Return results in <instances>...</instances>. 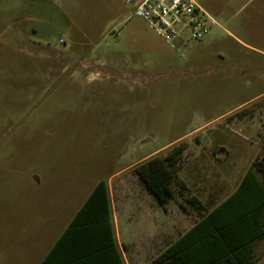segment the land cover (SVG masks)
<instances>
[{
  "label": "rangeland",
  "instance_id": "1",
  "mask_svg": "<svg viewBox=\"0 0 264 264\" xmlns=\"http://www.w3.org/2000/svg\"><path fill=\"white\" fill-rule=\"evenodd\" d=\"M196 2L216 23L172 49L124 0H0V264L38 263L100 179L126 264H144L173 201L138 163L179 143L176 167L208 174L222 146L234 172L262 159L264 0Z\"/></svg>",
  "mask_w": 264,
  "mask_h": 264
},
{
  "label": "trees",
  "instance_id": "2",
  "mask_svg": "<svg viewBox=\"0 0 264 264\" xmlns=\"http://www.w3.org/2000/svg\"><path fill=\"white\" fill-rule=\"evenodd\" d=\"M184 149L185 144L179 143L165 155H153L134 167L147 193L161 206L186 190L176 174ZM234 198L256 200L254 217H201L146 264H255L260 256L252 253V245L264 235V156L253 160L229 196ZM189 200L197 202L194 197ZM36 264H125L115 239L105 179L97 181Z\"/></svg>",
  "mask_w": 264,
  "mask_h": 264
},
{
  "label": "crops",
  "instance_id": "3",
  "mask_svg": "<svg viewBox=\"0 0 264 264\" xmlns=\"http://www.w3.org/2000/svg\"><path fill=\"white\" fill-rule=\"evenodd\" d=\"M252 105L254 110L260 109L258 102H254ZM220 148L216 153H212L213 155L210 157L218 161L219 166L215 171L212 170L213 172H209V174L204 172L200 161L189 168L178 167L176 174L185 184L186 190L182 194L176 193L166 203L168 204L173 201L172 208L168 210L169 230L167 239L164 242H160L159 217H151L156 227H153L154 231L148 242L156 249L153 251L155 254L146 263H149L157 254L189 230L201 217H254L251 210L256 205V200L249 198L229 199V196L236 192L244 174L251 164L241 172H234L228 161L224 159L230 155V152L224 149L223 146ZM192 197L197 200L196 203H192L189 200ZM152 198L158 206H161L153 196ZM227 201H230V203H226L225 205ZM161 207L165 209V206ZM116 243L122 259L126 264L123 251L127 249V245L123 242L118 244L117 239ZM252 253L255 256H260L255 264H264V235L254 241Z\"/></svg>",
  "mask_w": 264,
  "mask_h": 264
},
{
  "label": "built area",
  "instance_id": "4",
  "mask_svg": "<svg viewBox=\"0 0 264 264\" xmlns=\"http://www.w3.org/2000/svg\"><path fill=\"white\" fill-rule=\"evenodd\" d=\"M132 15L141 18L172 49L200 40L216 22L196 0H124Z\"/></svg>",
  "mask_w": 264,
  "mask_h": 264
}]
</instances>
